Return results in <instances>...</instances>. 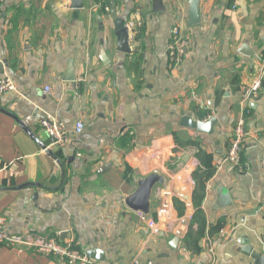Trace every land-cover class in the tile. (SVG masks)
Masks as SVG:
<instances>
[{
    "label": "crops",
    "instance_id": "1",
    "mask_svg": "<svg viewBox=\"0 0 264 264\" xmlns=\"http://www.w3.org/2000/svg\"><path fill=\"white\" fill-rule=\"evenodd\" d=\"M114 8L129 31V53L118 49ZM188 15L189 0H83L81 9L71 0L4 1L0 77L16 86L0 94V109L11 115L0 111V220L8 233L72 241L82 253L99 249L104 261L93 264L134 257L141 264H253L244 243L264 254V85L255 101L242 102L263 77L264 0H201L194 27ZM177 25L189 48L171 69ZM245 110L238 169L224 159ZM47 115L66 126L64 145L53 146L42 130ZM27 117L35 138L16 121ZM184 117L218 122L207 134L182 126ZM156 171L167 184H154L147 215L158 221L170 208L174 216L159 235L126 204ZM220 191L229 206L218 208ZM0 264L60 263L0 246Z\"/></svg>",
    "mask_w": 264,
    "mask_h": 264
},
{
    "label": "built area",
    "instance_id": "2",
    "mask_svg": "<svg viewBox=\"0 0 264 264\" xmlns=\"http://www.w3.org/2000/svg\"><path fill=\"white\" fill-rule=\"evenodd\" d=\"M5 0H0V10ZM106 12H110L108 6L105 7ZM189 48V41L185 37L179 25L172 29L171 40L168 46V58L171 69H178L184 62ZM264 82L263 77L257 81L252 87L245 89L243 94V104L255 101L259 97ZM16 91L15 83L8 76L0 77V94H7ZM245 110L241 119L234 127V137L231 142L230 149L224 159V163H228L238 169L242 167V155L246 148V139L248 136L246 113ZM31 117H27L24 124H28ZM40 126L53 146H62L67 142V129L63 122L47 115L40 120ZM85 125L82 121L76 123L75 132L82 135ZM139 219L149 228V230L159 235L161 227L164 223L174 221V216L170 208H163L158 213V221L151 219L147 214L138 212ZM180 232L177 236H180ZM0 246L7 248H25L31 249L38 254L54 257L60 264H93L86 253L73 246V242L61 243L57 239L44 237L37 234L16 235L8 233L0 220ZM128 264H141L138 257H134ZM150 264V263H149Z\"/></svg>",
    "mask_w": 264,
    "mask_h": 264
},
{
    "label": "water",
    "instance_id": "3",
    "mask_svg": "<svg viewBox=\"0 0 264 264\" xmlns=\"http://www.w3.org/2000/svg\"><path fill=\"white\" fill-rule=\"evenodd\" d=\"M71 2H72V9L83 8V0H71ZM200 6H201V0H189V15H188V20H187L188 27H194L201 23ZM112 18H113L114 26H115V34L118 39V49L122 53H129V45H128L129 31L126 27V22L125 20L118 18L115 8L112 11ZM244 49L246 48L244 47ZM4 68H5L4 63L0 61V76L4 74ZM71 80L74 81V79H71ZM0 111L4 112L7 115H10V113L2 109H0ZM16 121L31 137H34L32 132L29 130V128L24 123H22L17 118H16ZM217 122L218 120L216 117H211L209 120L205 122H198V121L192 120L189 117H184L182 119L181 125L187 128L196 129L197 131L202 132V133L212 134ZM43 147L44 149H46L45 146ZM47 153L55 161L61 164L57 160L56 156L50 150H47ZM160 173L161 172L156 171L150 177L140 181L139 189L137 193L126 201V204L130 209L137 211V212L148 214V198L151 194L154 184L159 183L160 185H163V186L167 184L166 179L161 177ZM27 186H33V184H29ZM219 195L220 197L217 203L218 208H224L231 204V199L229 195L224 194L223 191H220ZM178 243H179V238L176 237L171 241L170 246L173 248H177ZM242 254L245 255L246 257L251 258L253 261V264H264V254L261 255L255 252L254 249L250 247L248 244H245V243L242 244ZM86 255L90 259L104 261V254L99 249H93L89 251L88 253H86Z\"/></svg>",
    "mask_w": 264,
    "mask_h": 264
},
{
    "label": "trees",
    "instance_id": "4",
    "mask_svg": "<svg viewBox=\"0 0 264 264\" xmlns=\"http://www.w3.org/2000/svg\"><path fill=\"white\" fill-rule=\"evenodd\" d=\"M263 85H264V83H263Z\"/></svg>",
    "mask_w": 264,
    "mask_h": 264
}]
</instances>
